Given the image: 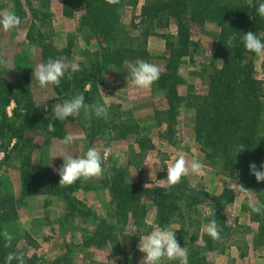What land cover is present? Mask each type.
Returning a JSON list of instances; mask_svg holds the SVG:
<instances>
[{
    "label": "rangeland",
    "instance_id": "374dc122",
    "mask_svg": "<svg viewBox=\"0 0 264 264\" xmlns=\"http://www.w3.org/2000/svg\"><path fill=\"white\" fill-rule=\"evenodd\" d=\"M20 1L26 16L21 20L19 27L7 32L0 27V61H3L0 63V75L8 79L13 73L29 71L35 103L44 114L50 115L53 106L59 103L52 86L41 88L33 76L36 67L42 62L40 46L26 39L30 24L34 23L35 31L43 35L44 45H54L58 51L69 48V41L75 38L71 59L63 55L58 57L66 65L77 63L94 71L99 60L98 48L95 41H92L91 45H86L77 34V20L82 9L76 2L71 4V10L67 15L63 13V0ZM150 2L151 0H137L135 7L123 10L117 27L118 43L111 46L113 50L120 49L122 52L130 47L145 49L148 55L145 58L131 60L126 53L120 66L107 63L102 74L97 77L100 82L99 96L111 113H115L116 116L118 114L117 125L121 126L98 137L92 145H88L78 119L66 121L63 138L58 140L29 129L24 133V137L31 138L33 142L32 163L36 165L40 160L49 167L52 174L59 176L57 170L62 166V158L65 155L82 158L89 148L95 147L102 157L103 173L85 181L86 185H93L102 179L106 170L114 166L123 172L126 183L139 184L144 188L145 185H149L147 188H154L166 186L159 181L166 180L167 168L183 154L189 162L192 160L201 162L205 166V175L184 177L185 182L182 186H186L189 193L199 199L203 198L204 194L212 197L228 188V178L234 179L237 173L224 172L218 164H211L195 135L193 97L206 93L209 76L218 70L222 63L214 51L219 28L209 22L201 26H191V39L194 45L179 66L181 83L178 86V93L181 102L177 123L174 126L175 134L172 140H169L166 136L167 127L163 114L167 107L163 92L159 91L154 83L148 89L136 88L124 64L125 60L132 63L145 61L158 66L160 72L164 70L169 54L167 43L173 41L176 34L175 22L170 18L162 27L153 26L149 21L140 25L137 17L143 13L144 8L146 10L149 7ZM5 10L15 12L14 0H0V13ZM134 18V23L139 24L141 30L132 27L131 21ZM145 31L149 33L146 38L141 36ZM162 34L168 35L169 39H162L159 36ZM260 37L264 42V31ZM253 61L254 75L264 83V57L255 55ZM12 108L13 105L7 108L8 115L11 114ZM68 135L74 136L75 139L73 143L65 145L63 141ZM139 138L147 139L153 149L141 150L136 143ZM11 145L7 147L6 142L0 139V188L19 198L21 190L19 160L16 153L11 150ZM105 148L112 149L107 156L103 152ZM191 183H196L197 187L191 188L189 186ZM239 183L253 191L246 183L240 181ZM229 189L236 192V198L224 212L227 223L231 226L230 236L226 241L222 238L214 241L207 234L206 226L210 215L203 204L187 208L174 202L177 207H181L180 216L177 209L172 211L167 228L176 232L180 246L188 249V257L193 255V252H201L200 257L209 264H264V236L259 234L260 223L250 220L249 198L242 196L238 189ZM73 197L95 214L96 219L91 220L90 216H69L70 207L55 197L38 196L22 200L14 221V229L20 235L19 247L25 249L29 256L36 255V264H55L59 258L63 259L60 264H83V259L90 264H111L112 260L115 264L128 262L140 264L143 258V253L138 250L140 240L157 228L154 224L156 212L152 202L145 201L147 214L144 220L150 229L147 227L142 229L139 232L141 236L138 237L121 233L117 228L110 231L111 238L116 239V242L107 239V243L102 244L107 228L99 234L94 231L99 221H105L106 224L113 222V197L104 190H79ZM251 199L259 203L255 192ZM262 219L264 221V215ZM83 236L88 238V245L82 244ZM26 239L29 240V244ZM208 239L212 240L211 246L207 245ZM73 245L80 247L73 256L72 253L66 255L73 249ZM162 264H179V261H168L165 258Z\"/></svg>",
    "mask_w": 264,
    "mask_h": 264
},
{
    "label": "trees",
    "instance_id": "16d2710c",
    "mask_svg": "<svg viewBox=\"0 0 264 264\" xmlns=\"http://www.w3.org/2000/svg\"><path fill=\"white\" fill-rule=\"evenodd\" d=\"M73 2L79 4L82 9L77 20V34L86 45H91L92 41H95L99 60L95 64L94 71L79 65V71L74 73L71 79H68L66 74L59 86H51L59 104L76 94H83L85 103L99 102L107 106L99 96L100 82L97 78L102 74L106 64L120 66L126 53L131 60L145 58L148 55L145 49L130 47L122 52L111 47L118 43L117 27L123 10L135 7L137 0H120L115 5H110L105 0H63V13L68 15ZM260 2L262 0H151L149 7L146 10L144 8L137 19L140 25L149 21V24L157 27H162V24L170 18L175 22L176 34L174 40L167 43L169 54L164 70L160 72L158 81L154 83L156 88L163 92L166 101L167 107L163 114L167 127L166 136L169 140H172L175 134L174 126L177 123L181 102L178 93V86L181 83L179 66L194 45L191 39V26H201L209 22L219 28L214 51L222 63L220 68L209 76L206 93L193 97L195 135L201 150L206 152L211 164H218L224 172H238L239 181L253 188L262 211L259 214L250 211V220L260 223L259 234L264 236L262 219L264 182L258 183L249 173L250 163L254 162L258 168L264 164V83L254 75L255 54L244 48L241 39L243 34L251 31L263 42L260 35L264 31V17L259 16L257 12ZM14 10L21 20L25 18L26 12L20 0H14ZM134 20L135 18L131 21L132 27L141 30L140 25L135 24ZM35 27L34 23L30 24L26 39L40 46L42 63H47L50 58L58 59L61 55L71 59L75 38L69 41V48L58 51L54 45L42 43L43 35L36 32ZM148 34L145 31L141 36L146 38ZM230 35L236 36L233 46H228L226 43ZM159 36L162 39H169L168 35ZM10 105H13V108L8 115L7 108ZM72 118L81 122L88 145H92L98 137L121 126L117 125L118 114L116 116L115 113H111L110 109L107 120L97 119L95 116L91 120H86L83 112L79 117H70L68 120ZM65 123L66 121L55 120L52 114H44L36 105L31 91L29 71L13 73L8 79L0 75V139L6 142L7 147L12 144L11 150L16 153L19 160L18 172L21 183L19 198L0 188V264H5L6 256L10 252L23 253L25 264H36V255L29 256L25 249L19 247L20 235L14 229L17 208L26 198L55 197L70 207L69 216H90L91 220L96 219L95 214L74 199L73 195L79 190L108 191L114 199L113 222L106 224L105 221H99L94 231L99 234L107 228L102 244L107 243V239L116 242V239L111 238L110 231L117 228L121 233L141 236L139 232L147 227L144 220L147 214L146 200L152 202L155 207L154 224L157 227H167L169 216L171 217L172 211L176 209L180 216V206L189 208L203 204L210 215L208 222L211 220L217 222L220 239L226 241L230 236L231 226L228 225L224 212L236 198L233 189H223L212 197L204 194L203 198L199 199L190 194L186 186H182L185 182L184 178L171 190L167 186L145 189L139 184L126 183L123 172L114 166L109 167L103 178L93 185H86L85 181L79 180L71 186L59 187L60 177L52 174L46 164L40 160L36 165L32 163L33 142L31 138L24 137V133L29 129L37 130L58 140L63 138ZM49 125L54 127V131L50 130ZM136 143L141 150L153 149L145 138L137 139ZM241 144L245 149L243 152H240ZM174 202L179 203L180 206L177 207ZM4 232L15 237L11 247H5ZM85 236L82 244L88 245V238ZM258 239L257 235L256 240ZM26 240L29 244V240ZM211 244L212 240L208 239L207 245L211 246ZM72 247L73 249L66 255L72 253L73 256L80 246ZM200 254L201 252H193V255H189L188 264H209L204 262ZM62 260V258L57 259L55 264H60ZM82 261L83 264H90L85 259ZM13 264L16 262L13 261Z\"/></svg>",
    "mask_w": 264,
    "mask_h": 264
},
{
    "label": "clouds",
    "instance_id": "9594fccd",
    "mask_svg": "<svg viewBox=\"0 0 264 264\" xmlns=\"http://www.w3.org/2000/svg\"><path fill=\"white\" fill-rule=\"evenodd\" d=\"M110 5H115L120 0H105ZM257 12L259 16L264 17V0L257 6ZM21 24L20 17L13 11L5 10L0 13V27L4 31H9L14 28H18ZM244 48L254 53L257 57H264V42L257 37V35L251 31L241 36ZM236 40V36L230 35L226 41L228 46H233V42ZM211 53V51H210ZM3 63V61H0ZM130 73L132 83L138 89H148L153 83L158 81L160 77V70L158 66L145 62L138 61L132 63L128 60L124 61ZM79 71V65L77 63H71L70 67L63 63L60 59H49L47 63H41L36 67L33 73L34 78L38 82L41 88H45L49 85L59 86L62 78L67 74V78L71 79L72 75ZM83 112L86 120H91L93 116L97 119H108V108L97 102L93 104L85 103V97L83 94H76L71 99L65 100L62 104H56L53 106L52 116L55 120L64 122L70 117H79ZM50 130L54 131V127L49 125ZM75 137L68 135L65 137L63 143L69 145L74 142ZM244 146L241 144L240 152H243ZM104 155L107 156L112 152L111 148L103 149ZM239 152V153H240ZM119 155V154H117ZM62 166L57 170L59 175V187H67L73 185L79 180L88 181L94 179L103 173L102 157L100 152L91 147L86 154L81 157H74L72 155H65L63 158ZM205 166L197 161L192 160L189 162L185 155H179L174 163L167 168L166 180H160L159 182L166 185L169 190L177 186L184 177L189 175L200 177L205 175ZM249 173L254 176L258 183L264 182V164H261L259 168L252 162L249 164ZM149 185H145V189ZM191 188H196V183L189 185ZM228 188L238 189L242 196L249 198L248 204L253 213H261L262 206L258 202L251 199L253 191L246 189L239 183V173H236L234 179L227 181ZM207 234L214 240L220 239V229L216 220H211L206 226ZM176 232L170 230V228L157 227L147 236L140 240L138 250L143 253V258L140 264H162V261L166 258L168 261H179V264H188V249L181 247L176 239ZM5 240V247H11V243L15 238L8 232L3 233ZM25 264V258L23 253L10 252L6 256L5 264ZM111 264H115V261H110Z\"/></svg>",
    "mask_w": 264,
    "mask_h": 264
}]
</instances>
